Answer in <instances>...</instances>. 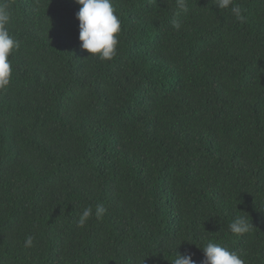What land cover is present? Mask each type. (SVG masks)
I'll return each instance as SVG.
<instances>
[{
    "label": "trees",
    "instance_id": "obj_1",
    "mask_svg": "<svg viewBox=\"0 0 264 264\" xmlns=\"http://www.w3.org/2000/svg\"><path fill=\"white\" fill-rule=\"evenodd\" d=\"M112 3L101 60L75 0H0L20 42L0 90V264H203L208 242L264 264V0H235L243 22L214 0Z\"/></svg>",
    "mask_w": 264,
    "mask_h": 264
},
{
    "label": "clouds",
    "instance_id": "obj_2",
    "mask_svg": "<svg viewBox=\"0 0 264 264\" xmlns=\"http://www.w3.org/2000/svg\"><path fill=\"white\" fill-rule=\"evenodd\" d=\"M75 2L81 5L75 15L79 21V40L82 42V49L101 60L113 59L117 52L121 22L115 14L112 0H75ZM176 4L181 10L187 9V0H176ZM214 4L220 10L230 9L236 20L244 21L242 9L235 0H214ZM10 19L7 4H0V90L6 89L12 78L9 56L20 48V42L10 35L7 27ZM173 26L180 28V24L176 22H173ZM105 212L106 209L100 205L96 207L95 212L91 206L85 207L78 224L83 227L90 217L95 215L97 219H100ZM252 226L245 218L237 217L229 224V229L233 234L240 235L247 233ZM33 239L32 236L26 237L25 247H31ZM200 248L205 255L203 264H245L237 252L229 251L217 243L208 242ZM171 264H194V261L190 253L181 255L176 252Z\"/></svg>",
    "mask_w": 264,
    "mask_h": 264
}]
</instances>
